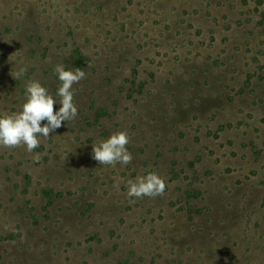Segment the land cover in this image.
<instances>
[{"label": "rangeland", "instance_id": "rangeland-1", "mask_svg": "<svg viewBox=\"0 0 264 264\" xmlns=\"http://www.w3.org/2000/svg\"><path fill=\"white\" fill-rule=\"evenodd\" d=\"M57 64L77 115L0 146V264H264V0H0V115L31 80L58 111ZM118 131L131 163L100 165Z\"/></svg>", "mask_w": 264, "mask_h": 264}, {"label": "clouds", "instance_id": "clouds-1", "mask_svg": "<svg viewBox=\"0 0 264 264\" xmlns=\"http://www.w3.org/2000/svg\"><path fill=\"white\" fill-rule=\"evenodd\" d=\"M26 70L20 68L13 78H20ZM55 72L61 82L58 88L59 110L54 111L57 102L39 81H29L26 85V102L22 105V110L0 115V146L6 148L25 146L31 153L40 145L41 138H49L51 133L63 126V122H70L76 118L78 110L73 102V85L85 78V71L81 68L65 70L63 64H57ZM129 140L127 131L111 134L106 140L92 145L93 159L100 165L113 167L117 163L128 165L133 159L126 147ZM34 159L39 160V154ZM115 186L118 188L119 183ZM127 188V196L130 198L145 196L155 198L164 194L166 184L164 178L155 172H149L146 175H138L135 180H128Z\"/></svg>", "mask_w": 264, "mask_h": 264}, {"label": "trees", "instance_id": "trees-1", "mask_svg": "<svg viewBox=\"0 0 264 264\" xmlns=\"http://www.w3.org/2000/svg\"><path fill=\"white\" fill-rule=\"evenodd\" d=\"M81 63H83L81 60H77V64L76 65H81Z\"/></svg>", "mask_w": 264, "mask_h": 264}]
</instances>
